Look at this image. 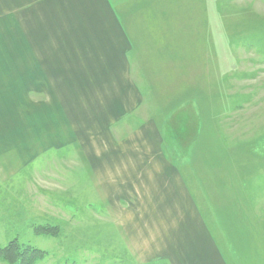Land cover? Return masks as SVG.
<instances>
[{"label":"crops","instance_id":"0c3cea01","mask_svg":"<svg viewBox=\"0 0 264 264\" xmlns=\"http://www.w3.org/2000/svg\"><path fill=\"white\" fill-rule=\"evenodd\" d=\"M0 1L5 40L0 67L6 72L0 75V103L18 102L27 117L36 121L33 126H41L39 133L46 132L39 120L51 118L54 128H65L64 134L82 136V147L99 143L98 165L89 157L84 162L89 171L102 168L95 174L101 182H115L118 197L130 193L135 197V211L131 207L124 213L135 216V261L229 264L202 215L196 183L206 186L210 208L217 214L218 206L232 211L230 198L247 200L256 195L264 199V143L247 141V135H264L262 96L231 102L227 112L230 142L221 145L219 125H213L212 133L218 137L204 152L202 100L182 104L163 125L147 115L139 67L131 58L134 46L110 0ZM145 17L143 21L152 22ZM138 18L135 32L141 22ZM137 47L135 38V52ZM254 145L255 152L262 153L254 163L255 173H248L244 166L251 169L253 165L244 154ZM191 149L198 157L189 158ZM253 178L262 179L259 187L253 185ZM257 208L255 213L261 217L253 227L245 223L252 212L238 208L236 214L246 225L240 228L241 257L247 254L248 230L264 238V206Z\"/></svg>","mask_w":264,"mask_h":264},{"label":"rangeland","instance_id":"374dc122","mask_svg":"<svg viewBox=\"0 0 264 264\" xmlns=\"http://www.w3.org/2000/svg\"><path fill=\"white\" fill-rule=\"evenodd\" d=\"M110 1L134 46L131 58L139 67L147 115L163 125L182 104L202 100L203 151L218 137L212 133L213 125H219L221 145L228 144L229 106L244 96L264 100V0ZM135 16L141 21L136 32ZM145 16L152 22L143 21ZM3 34L0 21V47ZM0 61H4L3 53ZM27 116L18 102L0 103V249L14 242L25 251L24 257L11 264H28L24 260L29 250L37 254L32 264H162L135 261V216L124 215L131 207L135 211V197L131 193L118 197L115 182H101L95 174L102 168L89 171L84 162L89 157L98 165L99 143L82 147V136L64 134L65 128H54L51 118L39 120L47 132L39 133L41 126L34 127L36 121ZM251 137L247 135L248 143H264V135ZM255 145L244 154L253 165L251 169L244 166L248 173L256 170L254 163L262 153L255 152ZM189 154V158L198 157L193 149ZM261 181L253 178V185L257 188ZM196 184V200L227 263L264 264V238L256 230L247 231V254L240 256V228L245 223L253 227L261 217L255 210L264 206V199L226 195L232 211H221L218 206L217 214L210 208L206 186ZM238 208L252 212L245 223L236 215ZM0 259V264H10L9 259Z\"/></svg>","mask_w":264,"mask_h":264},{"label":"trees","instance_id":"16d2710c","mask_svg":"<svg viewBox=\"0 0 264 264\" xmlns=\"http://www.w3.org/2000/svg\"><path fill=\"white\" fill-rule=\"evenodd\" d=\"M22 248H23L22 246H17V244L14 242L8 243L5 247L0 249V256L4 255L3 257H0V258H4V259H6V261H7V259H9L10 261H8V263H10V264L15 263V262H13L14 260L17 261V260H19L25 256L24 255L25 251H23ZM28 249L29 248H26L27 251H28ZM34 254H36L35 250H29V252H26V257H27L26 259L27 260H24V261H26L28 264H32ZM20 255H21V257H19Z\"/></svg>","mask_w":264,"mask_h":264}]
</instances>
